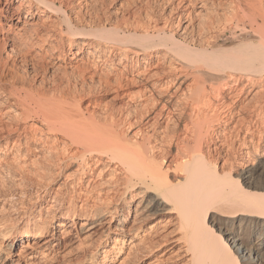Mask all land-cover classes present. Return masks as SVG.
I'll return each instance as SVG.
<instances>
[{"label": "bare ground", "instance_id": "obj_1", "mask_svg": "<svg viewBox=\"0 0 264 264\" xmlns=\"http://www.w3.org/2000/svg\"><path fill=\"white\" fill-rule=\"evenodd\" d=\"M187 1L161 22L70 0L0 7L7 53L37 50L44 74L0 82V264H59L69 242L94 264L111 232L136 261L163 222L185 264H264V0H224L197 42Z\"/></svg>", "mask_w": 264, "mask_h": 264}, {"label": "rangeland", "instance_id": "obj_2", "mask_svg": "<svg viewBox=\"0 0 264 264\" xmlns=\"http://www.w3.org/2000/svg\"><path fill=\"white\" fill-rule=\"evenodd\" d=\"M67 1L69 2V0H67ZM176 1L177 0H171V1H169V0H167V1L166 0H70L69 3H71V4L73 3L74 5L72 4L73 8L69 13H72L76 9L78 10V8L80 7L79 5L82 6V10H83V12L85 11L84 13L86 14L87 17H93V16L95 17L96 13H97L96 16L102 15L103 17H106L111 12L113 14V17H117V16L121 17V16H123V14L126 15L129 13H132V10L136 11V9H137L138 11L139 10L142 11L144 16H145V14L146 15L149 14L151 17H153V18L155 17L156 19H158L161 22V21L165 20V17H168L167 15L169 14L168 12L171 8V5L176 6L175 4H177L179 2V0L177 2ZM206 1L207 0H197V1H192V2L189 1L190 4L187 1L186 4H184V6L181 7V9H179V13H184V14H188L191 16L192 20L191 19L190 20L192 21L191 22L192 24L189 26V28L190 27L191 28L189 30L190 33L188 31V33L190 34V35L188 34V36H191V37L193 36L192 38L195 39L196 42L200 41V40L201 41H208L211 39L209 37H211L212 34L213 35L215 34V31H212V30L209 31L207 29H204V30L200 29V27H201L200 23L202 24L204 22L203 21L204 18L206 16L208 17L210 15H213L214 13H215V15L216 14L222 15L221 4H223L224 0H222V1L218 0V2H220L219 7L217 6L218 5L217 0H213V2H212V0H208L207 2ZM5 2H6V0H1L0 1V7L5 5ZM204 2L208 3L209 6L211 5V7L214 5L213 10L212 11H211V9L207 10L205 8L206 6H204V5L201 7V5H202L201 3H204ZM17 3H18L17 1H13V2L8 4V11H7L8 14L12 13L14 5H16ZM216 6L218 8H216ZM109 11H111V12H109ZM182 11H184V12H182ZM175 17H177V15L174 16V18ZM167 19H169V21L171 20V18H167ZM6 22H7V19H2L0 21V76H1L0 79H2L0 82H2V83L4 82V83L8 84V80L12 79L14 74H18L20 77L24 76L25 78H27L26 81L28 80L29 81L28 83L35 82L32 84H34V86H36V84H38V82H40V80H43V76H44V74H42L43 72L41 74L39 73L37 75V73L35 74V72H37V71H34V69L37 70V64H36L37 62L35 59H39V56L37 57V54H36L37 50L33 49L31 51H28L27 54H29V55H26L25 57H24V55H25L24 53H23V56H21L22 54L16 53V52L12 53V55H11V53H7V52H9L10 48L7 45H5V42H3V37H4L3 36V32H4L3 26L5 28H7V25H5ZM219 36L220 37L218 38V43L223 44V41H225V38L227 37V35L224 32H222L219 34ZM33 56H35V57H33ZM43 56H44V58L49 59L48 55H46V56L43 55ZM33 58H35V59L33 60ZM72 61H74V60H72ZM1 73H3V74H1ZM48 74H49V72H48ZM18 75H16V76H18ZM41 75H43V76H41ZM38 85H40V84H38ZM3 119H5L4 121H7V118H3ZM0 137H2V136H0ZM17 140L18 139L15 138V135H14L12 137V140L10 141V144H8V146L9 145L13 146L14 145L13 143L17 142ZM4 142H5V140H2V142H0V151L5 148L6 144ZM2 153L3 152H0V155ZM165 217H167V220ZM132 218L133 217H131L130 221H128L127 227L132 224ZM163 219H165L166 221H169L170 219H173V214L172 215L166 214V216H164ZM165 220H161V221H165ZM80 221H81V218L78 219V223L76 222L75 225L80 226L79 225ZM149 223H152V220ZM162 224L166 225L165 228ZM160 225L162 226L161 229L164 228V230L160 229L162 235L158 239L162 240L163 242H162L161 247L157 248V250L154 252L155 255L154 254H149L148 256L144 255V256L138 258V260H136V261L132 257V260H134V262H132L131 256L129 257V255H128L130 247L133 244L132 242L130 243L129 236L126 237L124 243L121 246L120 245L121 242H119V240L117 242H115L112 238L115 236V232H111L110 237L107 239V246H108V248H110V251L108 252V256L106 258H104L103 255H97L96 260H94L95 261L94 264H185L183 262L184 258L180 259V256H178L180 253L183 254V251L181 252V248H180L182 246V244H180V243L178 244L177 242H175L173 240L174 239L173 237H177L179 234L178 231H174L175 230L174 229V223L168 222V223L164 224V222H163ZM97 236H96V239L94 238L95 241H98L100 234L98 237ZM165 237H166V239L167 238L168 239L163 240ZM94 240L91 242H94ZM138 242H139V239H137L134 243H138ZM111 245H115L113 249H111ZM63 247L61 248V250L64 249V251L66 253L64 252L65 256L62 259L65 261H63L61 259V261L58 262L59 264H88L89 263V261L85 259L86 257H84L86 255V253H84L85 250H83V246H80L78 244V242H75V243L69 242V244H67V245L65 244V246H63ZM117 247H122L123 250H121L120 253L118 251V253H117L118 255H116V258H114V254H116ZM38 260H36L35 264H51L50 260H44V261L40 260V259H38Z\"/></svg>", "mask_w": 264, "mask_h": 264}]
</instances>
